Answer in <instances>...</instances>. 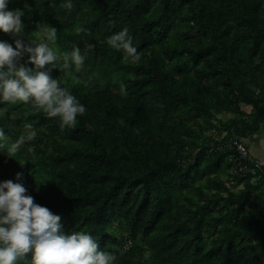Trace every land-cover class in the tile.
Segmentation results:
<instances>
[{
    "label": "trees",
    "instance_id": "obj_1",
    "mask_svg": "<svg viewBox=\"0 0 264 264\" xmlns=\"http://www.w3.org/2000/svg\"><path fill=\"white\" fill-rule=\"evenodd\" d=\"M65 2L9 0L8 10L24 11L25 44L48 25L58 52L79 47L81 71L66 74L58 61L51 74L86 112L69 129L31 104L0 102V183H21L65 234L90 233L115 264H264V222L245 210L264 203V165L213 136L222 112L234 115L225 141L246 143L264 128V0H72L71 11ZM124 27L136 64L106 43ZM27 122L34 140L9 155ZM237 159L247 172L232 176Z\"/></svg>",
    "mask_w": 264,
    "mask_h": 264
},
{
    "label": "clouds",
    "instance_id": "obj_2",
    "mask_svg": "<svg viewBox=\"0 0 264 264\" xmlns=\"http://www.w3.org/2000/svg\"><path fill=\"white\" fill-rule=\"evenodd\" d=\"M9 0H0V32L15 37L14 46L0 41V102L7 105L31 104L49 119H58L62 128L74 129L77 117L86 108L71 93L62 87L60 79L51 75L60 62V70L70 74L75 67L83 68L85 57L79 47L59 52L55 47L57 30L43 25L38 32V43H24L22 9L8 10ZM63 7L73 9L72 0H66ZM86 30L76 28L79 35ZM112 49L122 51L125 61L136 64L141 60L128 27L107 38ZM31 65L32 67H28ZM81 83L78 77H73ZM86 83V82H85ZM126 86L121 83L120 94L126 96ZM8 108H0V116ZM24 132L9 148V155H15L26 142L34 140L36 132L32 122L23 125ZM6 139L0 129V140ZM34 151L33 148L28 149ZM20 175L17 174V180ZM21 183L12 180L0 183V264H20L31 253L30 264H115L117 256L99 250L97 240L85 231L65 234L61 217L50 209L39 205ZM27 264V262H26Z\"/></svg>",
    "mask_w": 264,
    "mask_h": 264
},
{
    "label": "rangeland",
    "instance_id": "obj_3",
    "mask_svg": "<svg viewBox=\"0 0 264 264\" xmlns=\"http://www.w3.org/2000/svg\"><path fill=\"white\" fill-rule=\"evenodd\" d=\"M41 26H43V25H40V26H39V29H38L37 33L35 34V37L37 38V40H40V37H39L37 34H38V32L40 31ZM29 43L35 44V43L32 42V41L29 42ZM57 51H58V50H57ZM58 53H59V52H58ZM262 64L264 65V61L262 62ZM74 69H75V68H74ZM51 75H52V77H53L54 79H58V78H59L61 82H63V83L66 82L60 73H58V74H54V73H52ZM114 79H115V80L120 79V75H119V73H117V74L114 75ZM238 106H239L242 110H245V111H249V110L251 109V106H250V105H246V104H244V103H240V104H238ZM0 108H1V107H0ZM233 117H234V115L231 114V113L222 112V113H220V114L218 115V117L216 118L215 123H216V125H218V126H217V129L213 130V136H214V139H215L216 143H217L219 146H220L221 144H223L224 142H226V141L224 140V136H225V132H224V131H225V130H222L221 127H224V125L228 124L229 121H230L231 119H233ZM262 129H264V128H262ZM262 129L260 130V132L262 131ZM219 130H220V131H223V132L220 133ZM35 132H36V134H37V131H35ZM39 135H41V136L44 137V135H42V134H39ZM232 138H233V137L229 138V140L232 139ZM252 139H253V137L250 138L249 140H252ZM249 140H247L246 143H245L247 147L249 146V142H250ZM243 142H244V141H243ZM45 143L48 144V141H45ZM48 147L50 148V146H48ZM248 150H249V148H248ZM258 160H259V159H258ZM260 161H261V160H260ZM261 162H262V161H261ZM263 163H264V160H263ZM230 172H231V175L234 176V175H237V174H239V173H245V172H247V170H246V169H245L240 163L236 162V164H233V166L231 167ZM1 173H2V171H1V169H0V174H1ZM222 178H223L225 181H227L226 184H227L228 187L231 188L233 191L241 192V191L243 190V187H242V186H235V184H234V180H232L231 176H229V177H228V176H223ZM260 191L264 192V187H263ZM260 191L256 192V194L251 195V196L248 198L249 203H254V201L259 197V192H260ZM225 195H226V194H225ZM249 209H251V211L257 216L258 219H260L262 222H264V203H260L256 208H254V207H252V206H249V204H247L246 207H245V210H249ZM149 258H150V252H146V253L144 254V259H145V260H148Z\"/></svg>",
    "mask_w": 264,
    "mask_h": 264
},
{
    "label": "crops",
    "instance_id": "obj_4",
    "mask_svg": "<svg viewBox=\"0 0 264 264\" xmlns=\"http://www.w3.org/2000/svg\"><path fill=\"white\" fill-rule=\"evenodd\" d=\"M249 153L252 158L259 159L263 162L264 160V129L249 140Z\"/></svg>",
    "mask_w": 264,
    "mask_h": 264
},
{
    "label": "built area",
    "instance_id": "obj_5",
    "mask_svg": "<svg viewBox=\"0 0 264 264\" xmlns=\"http://www.w3.org/2000/svg\"><path fill=\"white\" fill-rule=\"evenodd\" d=\"M228 146L231 148H235L236 149V153L238 154V156L240 158H246L248 160L252 159L248 147L246 146V144L244 142H240L234 138L227 140L226 142H224L223 144H221L220 146L218 145V148H222V146ZM238 163H240V161L237 159ZM257 165H264L263 162H261L260 160L257 159L256 161Z\"/></svg>",
    "mask_w": 264,
    "mask_h": 264
}]
</instances>
